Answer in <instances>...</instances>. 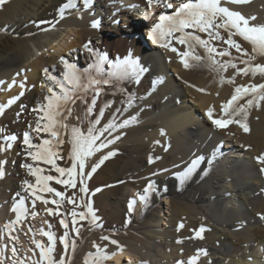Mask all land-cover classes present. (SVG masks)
I'll return each instance as SVG.
<instances>
[{"label":"bare ground","instance_id":"bare-ground-1","mask_svg":"<svg viewBox=\"0 0 264 264\" xmlns=\"http://www.w3.org/2000/svg\"><path fill=\"white\" fill-rule=\"evenodd\" d=\"M78 1L73 0V7L65 10L63 19L59 13L67 0H7L0 6V102H6L18 86V83L13 86V81L25 78L34 82L45 68L63 80L65 66L62 57L80 72L93 76L96 75L94 65L100 62L104 78H108V74L116 70L115 66L126 60L136 62L138 69H143L138 74L130 73L123 80H113V83L104 85L96 98L93 113L84 118L94 95L89 90L88 104L77 100L75 105H71L72 116L67 119L70 126L86 130L88 122L97 117L101 109L104 116L97 127L106 124L113 115L117 123L135 117V122L127 127L101 138L113 139L118 135L119 140L86 159L87 164L93 166L109 152L131 150L140 153L124 162L125 170L121 174L113 172V167L111 170V177L128 181L118 204L123 200L131 201V198L136 203L132 213L121 211L128 216V232L121 234L124 239L122 245L106 252L110 258L104 264H157L154 260L158 255L152 252L160 253L159 258L163 260H159V264H171L178 260L187 261L189 255H197V250H204L207 255L201 253L196 264H264V224L261 223L264 220V172L260 171L264 165L256 159L264 155V101H260L259 106L254 104L247 108L248 115L244 120L249 129L247 132L237 123L219 128L206 115L207 110L212 108L213 118L226 119L221 105L235 94V88L264 83V77L236 75L234 83L221 85L219 76L209 68L185 69L176 52L161 47L150 38L153 27L159 23V16L170 15L174 9L150 8L147 0H88L87 6L84 0L80 5ZM222 6L249 18L252 26L264 25V0H248L246 3H225L222 0ZM145 20L149 22L148 26L143 23ZM93 23L98 26L93 28ZM221 33L227 35L223 30ZM194 34L209 39L206 33ZM145 39L154 47V54L147 51ZM234 39L251 54L250 44L240 37ZM210 43L219 50L227 48L221 41ZM63 44H66L67 50L61 53ZM85 44L91 51L84 48ZM170 46L180 52L186 50L174 39ZM45 49L52 57L45 58L35 53ZM228 50L233 58L240 57L235 49ZM54 52L57 58L53 56ZM197 54L203 56V49L198 48ZM236 62L238 67H244L239 59ZM252 63L264 64V57L256 56ZM171 70L176 73V78L169 73ZM222 75L232 77L235 70L229 68ZM42 78L49 81L44 74ZM120 88L126 91L122 93ZM127 94L132 96L131 106L128 105ZM250 98L245 96L233 107L245 105ZM78 115L82 120L75 119ZM161 131L165 134L161 135ZM229 137L238 139L246 149L242 155H236V159L221 153L223 144L228 145L224 141L230 140ZM22 151L23 148L20 154ZM20 154L13 156L4 170L0 220L15 219L10 209L18 199L17 193H24L23 182L27 178L23 172L24 155L21 154L22 158ZM146 157L148 165L143 167L140 162L142 159L146 161ZM199 157L203 159L182 179L180 174ZM226 157L227 162H224ZM214 167L219 170L215 171ZM129 168H132L131 171ZM102 173L103 170L99 171L94 181L103 182L105 177ZM131 177L137 182L131 181ZM207 178L210 185L206 184ZM141 180L154 185L149 194L157 199L156 206L149 203L147 207H141L138 196V191L142 189L138 185ZM192 184L196 187L191 189ZM177 194H181L180 200ZM232 197L238 199V207L228 209ZM44 208L45 205L41 204L39 213L48 216ZM116 216L104 212V226L118 227ZM48 217L58 240L64 233L59 217ZM45 220H39L42 226ZM201 228L204 229L200 232L203 238H193ZM39 229L36 231L39 232ZM4 233L7 234L6 231L0 232V249L3 250L0 259L5 262L9 258L12 262L16 259L11 253L15 241L5 239ZM24 253L29 258V254Z\"/></svg>","mask_w":264,"mask_h":264},{"label":"snow or ice","instance_id":"snow-or-ice-1","mask_svg":"<svg viewBox=\"0 0 264 264\" xmlns=\"http://www.w3.org/2000/svg\"><path fill=\"white\" fill-rule=\"evenodd\" d=\"M225 3H246L248 0H224ZM7 3V0H0V6ZM148 6L174 9L172 14L159 16V23H157L152 29V35L150 38L154 43L159 44L161 47L169 48L170 51L176 52L181 57L180 62L185 69L192 68H209L211 71L219 76V82L221 85L224 83L232 84L235 82L236 75L248 76L251 74L253 77L260 75L264 77V64H253L252 60L256 56L264 57V25L252 26L250 25L249 18H245L238 12L230 11L228 7L222 6V0H147ZM84 5H88V0H84ZM73 7V0H67L64 8L60 10L61 19L64 18L65 10ZM250 19L254 20L255 17ZM97 23H93L92 27L96 28ZM189 29L193 31H188ZM221 30L227 35H222ZM206 33L209 39H202L199 35L194 33ZM179 34V35H177ZM234 37H240L243 41L251 45V54L242 47V44L237 42ZM174 39L177 44L184 45L186 50L180 52L177 48L171 47V40ZM210 41H221L227 45L224 50H219L216 46L210 43ZM86 50L89 49L88 44L84 45ZM203 49L204 55L197 54V49ZM228 49H235L236 53L240 54V57L233 58L232 53ZM227 57V59H223ZM219 58V59H218ZM239 59V63L244 67H238L236 60ZM103 58H101V61ZM62 63L65 66V72L63 80L58 79L55 75L50 74V70L45 68L43 70L47 79L52 82L53 86L48 87L49 95L46 96V104L33 109L37 113V120L35 128L32 129L37 134H47L50 139H42V143H34L29 132L23 134L22 144L26 147V155L30 157L36 163H43L50 166L49 172L54 171L57 175H44V169L40 167H34L32 164H25L30 176L35 177V183H31L27 180L23 182V191L27 193V196L17 193L18 199L13 203L10 211L14 214L15 219L8 221L0 232H5L10 240L19 242V237L14 236L13 233L17 231V228L22 226L23 222L29 217L35 219L40 213L36 211V204L39 201L45 205L44 211L48 216L59 217V225L65 230L63 236L60 237V242L64 247L65 255H61L59 259L55 256L56 240L55 233L44 228L39 229L42 236L47 238V242L36 240L33 238L32 243L35 248L39 250V260L34 264H70V259L67 257L69 249L74 254L76 251L75 239L69 240L70 230L75 233L76 236H80V227L77 224L81 221H87L93 227H99L97 223V217L92 208L90 201H85V196L88 195V187L85 183L86 179H90L92 173L103 164V162L115 155V152H109L107 155L102 156L98 163L91 167L90 171H86V159L92 156L94 153L107 148L110 144L115 143L120 139V136H115L113 139L102 140L105 134L111 136L112 133L118 129L127 127L130 123L135 122V117L132 119H125L120 123H117L115 115L106 124L101 125V117L104 116L103 109L100 110L99 115L88 122V127L85 129L72 125L70 126L66 121L72 116L73 108L71 105H75L77 100L88 104L87 94L89 90L94 93L93 98L85 111L84 118L93 113V108L96 104V98L100 96L103 86L113 83V80H123L130 73H137L143 71L138 69L136 62L125 61L121 65L115 66V71L108 74V78L102 76L103 68L100 66V62L94 65L96 75L93 76L88 73L80 72L74 64L68 63L64 58H61ZM231 68L235 70V75L229 78H225L222 73L228 71ZM15 81H13V85ZM11 87V86H10ZM21 88L24 84L21 83ZM56 89H59L57 92ZM124 93L126 90L119 89ZM198 91H204L198 89ZM235 94L224 104L221 105L222 114L226 119L213 118V109L209 108L206 112L209 120L219 128H226L231 123H237L239 126L247 132L249 129L244 122L247 118V108L253 106H259L260 101H264V83L253 85H240L235 88ZM20 95H23L21 93ZM245 96L251 98L246 101L245 105H233L243 99ZM14 101L10 100L9 105ZM128 105L131 106L133 99L131 94H127ZM120 110L118 109L117 112ZM42 113V114H41ZM3 114V107H0V115ZM234 117H242L240 120H235ZM76 120H82L81 116H76ZM4 132V129H0V133ZM63 134H69L71 137V153L69 159L71 166L68 168L59 167L56 164V158L58 156L55 150L57 145L63 144ZM165 133L161 131V135ZM18 137L12 135H0V140H3L6 145V149H11L12 142L17 141ZM99 141V143H98ZM215 155V153H214ZM203 157H199L194 160L181 175V178L187 177L195 168L199 160ZM258 163L264 165V155L258 156ZM149 162L152 159L149 158ZM6 163V161H0V165ZM211 163V161H209ZM264 172V167L260 169ZM4 176L2 167H0V178ZM56 185L62 186L64 189H77L80 194L79 199L77 194L73 193L68 196L65 191L57 190L51 185L53 182ZM154 189V185L149 183L143 190V194L139 195V201L147 207L149 203V192ZM47 194L51 195V199L47 198ZM30 200L31 211L28 206ZM65 203L72 205V210L69 212L64 209ZM136 201L129 202V211L133 210ZM52 205V207H48ZM77 209H82L77 211ZM71 217L69 221L67 217ZM264 218V217H262ZM44 223L48 226V229L52 228L50 221L45 220ZM83 225H81L82 227ZM180 227H183L181 225ZM204 229L201 228L200 232ZM28 232H33L31 225L28 227ZM198 238H203L200 233H197ZM101 239L109 241L113 245L119 247L116 240H111L108 236H103ZM181 243V241H177ZM96 249L95 254L90 253L89 257L85 260V264H104V261L110 257L107 255L106 250L101 248L100 245L94 244ZM6 247V246H5ZM33 251V249H29ZM122 252L123 249H120ZM12 257L18 256V250L15 246L11 248ZM207 255L204 250H197V255L189 258L188 264H196V261L200 254ZM3 255V250L0 249V256ZM0 264H4V260L0 259ZM12 264H25L24 260L19 258L14 259ZM177 264H183L182 261H178Z\"/></svg>","mask_w":264,"mask_h":264},{"label":"rangeland","instance_id":"rangeland-1","mask_svg":"<svg viewBox=\"0 0 264 264\" xmlns=\"http://www.w3.org/2000/svg\"><path fill=\"white\" fill-rule=\"evenodd\" d=\"M78 2H77V4L80 5L81 0H79ZM146 19L149 20V18H146ZM143 23H145V25H147V26L149 24V22L146 20L143 21ZM144 41H145V43L144 42L143 43L145 45L147 44V51L154 54V47L151 45L150 41L146 40V39ZM63 45H65V46H63V48H61V53H64L67 50L66 44H63ZM35 53L38 54L39 56H44L45 58L52 57L51 56L52 54H50V51H48L46 49L43 50L42 52L35 51ZM53 54H54L53 56L55 58L58 57L56 52H54ZM169 73H171L173 78L176 75V73L173 72V70L169 71ZM43 74L44 73L42 71H40L38 74V78L34 82L26 81V80H24L25 78L15 80L17 82H15V84L14 85L12 84V85L15 86L18 83L17 84L18 86L17 85H16L17 87L15 86L16 88H14V90L6 98V102H4V101L0 102V107H3V114L0 115V129H4V132L0 133V135H12V134H14L18 137L17 141L12 142L11 149H6L5 142L3 140H0V161H6V163L0 165V167H2L3 172L5 170L6 165L9 164L10 162H12L11 160L14 158L13 156L19 155L20 149L23 148L24 151H22L21 154H23L24 156L21 154H20V156L24 157V158L22 157L24 160V165L25 164H32L34 167H40V168L44 169V173H43L44 175H48V174H51L54 176L57 175V173H55L54 171L49 172V168H50L49 165L43 164V163L38 164V163L34 162L30 157H28L26 155L27 149L22 144L23 134L25 132H29L31 134L33 142L37 143V144L42 143V139H50V137L47 134H44V133L37 134L36 132H34L32 130L35 128V123L37 120V113L34 112L33 109H36V108L40 107L41 105L46 104L45 98H46V96L49 95L48 87L49 86L54 87V85H51L52 84L51 81L49 82V81H46V79L42 78ZM44 76H46V75L44 74ZM20 80H22V81H20ZM21 83L24 84L23 88L20 87ZM56 91L58 92L59 89H56ZM21 93H23V95H20ZM10 100H12L14 102L9 105L8 102ZM21 123H23L24 125H22V126L19 125ZM62 139L64 140V143L57 145L55 148V150L58 153V156L56 158V164L59 167L68 168L71 166V161L69 159V156L71 153V137L69 134H63ZM229 139L230 140H228V141H224V142H228L227 143L228 145L223 144L224 149H223V151H221V153L225 156H226V154L230 155L231 159H236L237 158L236 155H239V154L242 155L246 149H245L244 145L238 139L233 140L230 137H229ZM218 147L220 149L222 148V147H220V144L218 145ZM114 152L116 153L115 155L106 159L103 162V164H101L96 169V171L94 173H92L91 178L85 180V183H86L89 191H88V195L85 196L84 199H85V201L91 202V205H92V208L95 212V215L98 218L97 223L99 224V227H93L87 221H81L80 223L77 224V227H80V236H76L75 233L70 230V235H69L68 239L69 240L75 239V242H76L75 253L73 254L70 249L67 252V257L70 259V264H85V260L89 257V254L90 253L95 254V252H96V249L93 246L94 244L100 245L101 248L106 250V252L109 251V249L112 250L115 246H117V245L111 244L109 241H105V240L101 239V237L108 236L111 240H116L118 242V245H122L124 242L123 241L124 239L122 238L121 234H127V232H128L127 231V228H128L127 217L128 216L126 214H122L121 211L125 210V211L131 212V213L133 212V211H129L128 205H129L130 201L123 200L120 202V204H118V199L120 198V194H124L123 193V192H125L124 187L128 184V181L124 180L122 178L120 179V178L111 177V174H112L111 170L113 167L114 168L113 172H115L117 174H121L123 172V170H125L124 166L126 163H124V162L128 159H131V160H132V158L134 159V157L136 155H140V153L136 154L131 150H128L126 152H121V151L117 150V152L116 151H114ZM227 159H228L227 157H226V159L223 158V161L227 162ZM145 160L146 161H144L142 159L140 162V164H143V167H147V165H148L147 157L145 158ZM98 161L96 163H98ZM105 164H108V166H106ZM91 167L92 166H90L86 162V171H90ZM131 169L129 168L130 171H131ZM214 169H215V171L219 170L218 167H214ZM101 170L104 171V173H102V175L105 177V180L103 182L94 181L95 176ZM23 172L27 178L26 179L27 181H29L31 183H35V177L30 176L28 174V170L24 167H23ZM3 178H4V176L2 178H0V186H1L0 192L2 191V187H3L2 183H1ZM133 179L131 177V181H133ZM208 179L209 178H207L205 181H206L207 185L208 184L210 185V181ZM133 182H137V181L134 180ZM149 183L150 182L143 181V180L139 181V183H138L139 188H142V189H141V191H138V196L140 194H143V190L145 189V187ZM51 185L53 187H55L57 190L65 191L68 196H71L73 193H76L77 198L79 199L80 195H82L79 193L78 188L77 189H64L62 186L56 185L54 183V181L51 182ZM195 187H196V184H192L191 189L195 188ZM178 195H179V200H180L181 194H177L176 196L178 197ZM23 196H27V193L24 192ZM47 198L51 199L52 197L50 194H47ZM231 199H232L231 203L228 204V209L238 207V199L236 197H232ZM131 201H133L132 198H131ZM221 202H223V201H221ZM149 203H151L153 206H156L158 204V201H157V199L150 197V194H149ZM28 206H29V209L31 211L32 209H31L30 200L28 201ZM40 206H41V203L39 201H37L35 210L39 212ZM143 206L145 207V205L142 203L141 207H143ZM48 207H52V205H48ZM72 207H73L72 205H69L67 203H65V205H64V209L69 211V212L72 210ZM80 210H82V209H77V211H80ZM118 211L120 213H118ZM104 212L105 213H107V212L113 213L115 215L117 214L116 220H117L118 227L111 228V227H105L104 226V217H103ZM39 217H41V218H39ZM35 219L38 221V222H36L37 224L35 223L36 220L29 217L27 220H25L23 222L24 226L22 225V226L18 227L17 231L14 232V235L18 236L20 239L19 242H15V244H14V246L18 250V256L15 258L16 259L19 258L21 260H24L25 264H34L33 261L35 262L37 259H39V250L36 249L35 245L32 243V238H34L36 240L43 241V242H47V238L42 236L40 234V232H37L36 230L38 228L41 229L44 227L45 230L52 231V229H48V226L45 223L42 226V224H41L42 221L41 222L39 221V220H43V219L50 221L48 216L42 215L40 213ZM67 219L70 221L71 217L69 216V217H67ZM3 221L4 220H0V228H3L5 223L8 222L6 220L4 222ZM261 223L264 224L263 219L261 220ZM29 225H31V227L33 229V233L27 231ZM81 225H83V226L81 227ZM197 233H198V231L194 233L193 238H198ZM199 233H200V231H199ZM34 234L35 235L37 234V235L35 236ZM4 237H5V239L10 240L8 238V235L5 233H4ZM155 245L158 246L159 244L155 243ZM30 248L33 249V251H29ZM164 248L166 249V246ZM24 251H26L29 254V258L25 257L26 254L24 253ZM151 254L158 255V257H156L154 260L157 264H159V260H163L162 258H159L160 253L152 252ZM61 255H65V251H64L63 245L60 242V239H58V240H56L55 256L57 259H59ZM189 258H191L190 255H189V257H187V261L185 260L186 262L182 260L183 264H188ZM7 260H5L4 264H12V262L9 258H7ZM9 261H10V263H9ZM178 261H180V260H178ZM171 264H177V263L172 262Z\"/></svg>","mask_w":264,"mask_h":264}]
</instances>
